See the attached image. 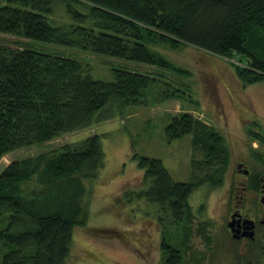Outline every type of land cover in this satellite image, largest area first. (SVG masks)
Wrapping results in <instances>:
<instances>
[{
    "label": "trees",
    "instance_id": "trees-1",
    "mask_svg": "<svg viewBox=\"0 0 264 264\" xmlns=\"http://www.w3.org/2000/svg\"><path fill=\"white\" fill-rule=\"evenodd\" d=\"M59 7L63 21L56 19ZM0 34L63 51L0 43V160L95 128L127 108L185 97L168 81L123 68H112L109 79L97 78L79 53L183 74L151 47L189 44L238 59L243 66L235 69L244 83L264 81V0H0ZM165 135L169 143L191 136L194 151L203 155L200 179L189 184L174 181L160 160L136 156L150 182L139 199L177 220L197 186L223 182L230 151L223 133L191 114L174 117ZM255 139L264 144V137ZM104 160L101 137L93 135L8 165L0 174V264H66L73 229L84 223L79 177L95 180ZM39 172L46 188L25 193L24 184Z\"/></svg>",
    "mask_w": 264,
    "mask_h": 264
},
{
    "label": "rangeland",
    "instance_id": "rangeland-1",
    "mask_svg": "<svg viewBox=\"0 0 264 264\" xmlns=\"http://www.w3.org/2000/svg\"><path fill=\"white\" fill-rule=\"evenodd\" d=\"M56 19H66L62 7L57 9ZM0 43L55 55L63 52L8 34H0ZM151 49L185 73L174 74L157 66L84 53H79L77 59L90 66L97 78L109 79L112 68H123L168 81L185 93L184 99L147 108H127L118 116H110L107 120L105 116V121L95 128L18 149L0 160L1 174L15 161L76 144L93 135L101 137L104 167L93 181L79 177L84 189H80L82 195H77L79 192L76 195L82 209L80 220L84 223L73 229V243L66 264H164L160 243L166 241L175 219L170 211L139 199L148 188L145 184L150 182L145 183V171L139 168L137 157L160 160L178 183L199 181L198 164L203 155L194 151L192 137L185 136L171 143L166 138L165 129L174 117L191 114L217 128L227 137L230 151L223 182L218 186H197L189 199L185 218L220 219L222 200L219 187L235 178L238 162L249 166L256 162L264 166V144L255 139L256 134L264 137V81L244 83L235 69L243 66L238 59L215 55L189 44H182L177 49ZM248 158L261 159L250 162ZM38 175L41 173L24 184L25 193L46 188ZM52 186L56 190L59 188L56 184ZM77 188L76 185L73 190Z\"/></svg>",
    "mask_w": 264,
    "mask_h": 264
},
{
    "label": "flooded vegetation",
    "instance_id": "flooded-vegetation-1",
    "mask_svg": "<svg viewBox=\"0 0 264 264\" xmlns=\"http://www.w3.org/2000/svg\"><path fill=\"white\" fill-rule=\"evenodd\" d=\"M225 185L220 219L189 220L184 208L172 221L164 264H264V166L238 162Z\"/></svg>",
    "mask_w": 264,
    "mask_h": 264
}]
</instances>
